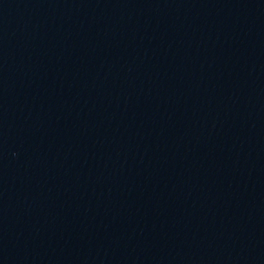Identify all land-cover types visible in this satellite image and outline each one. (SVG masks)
<instances>
[{
	"label": "water",
	"instance_id": "water-1",
	"mask_svg": "<svg viewBox=\"0 0 264 264\" xmlns=\"http://www.w3.org/2000/svg\"><path fill=\"white\" fill-rule=\"evenodd\" d=\"M0 264H264V0H0Z\"/></svg>",
	"mask_w": 264,
	"mask_h": 264
}]
</instances>
